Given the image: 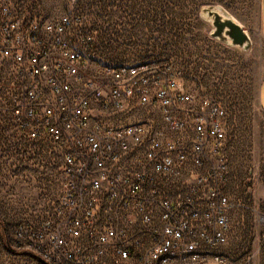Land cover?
Wrapping results in <instances>:
<instances>
[{
  "label": "built area",
  "instance_id": "1",
  "mask_svg": "<svg viewBox=\"0 0 264 264\" xmlns=\"http://www.w3.org/2000/svg\"><path fill=\"white\" fill-rule=\"evenodd\" d=\"M81 18L0 0V131L60 162L57 197L11 242L43 264H223L236 206L223 112L168 65L89 73Z\"/></svg>",
  "mask_w": 264,
  "mask_h": 264
},
{
  "label": "rangeland",
  "instance_id": "2",
  "mask_svg": "<svg viewBox=\"0 0 264 264\" xmlns=\"http://www.w3.org/2000/svg\"><path fill=\"white\" fill-rule=\"evenodd\" d=\"M43 3L50 17L70 11L82 15L89 32L86 36L95 39L89 73L112 63H145L149 68L168 65L192 91L202 88L206 99L219 106L228 129L225 162L229 194L236 204L230 213L229 240L222 249L223 264H264V223L259 220L264 209L258 198L264 189V114L257 103L264 66V46L257 31L259 0ZM204 6L216 7L249 32V48L228 46L213 38L210 22L200 17ZM101 31L110 32V39L116 42L107 45L108 38ZM59 165L57 154L39 156L15 129L0 131V219L13 249L10 234L15 222L34 219L57 197ZM244 183L250 186L249 192L241 188ZM234 185L237 189L232 188ZM0 264L41 263L27 255L7 252L0 242Z\"/></svg>",
  "mask_w": 264,
  "mask_h": 264
},
{
  "label": "water",
  "instance_id": "3",
  "mask_svg": "<svg viewBox=\"0 0 264 264\" xmlns=\"http://www.w3.org/2000/svg\"><path fill=\"white\" fill-rule=\"evenodd\" d=\"M199 13L202 19L210 22V35L213 38L228 46L244 50L249 48V36L235 20L222 15L214 6H204Z\"/></svg>",
  "mask_w": 264,
  "mask_h": 264
},
{
  "label": "crops",
  "instance_id": "4",
  "mask_svg": "<svg viewBox=\"0 0 264 264\" xmlns=\"http://www.w3.org/2000/svg\"><path fill=\"white\" fill-rule=\"evenodd\" d=\"M262 5V9H260V6ZM261 10V12H260ZM257 31H258V37L260 41L262 42L264 46V0H259V10H258V26H257ZM248 36H250L249 32H247ZM257 103L259 106V109L261 112L264 114V66H263V74L260 79L258 89H257ZM255 177V176H254ZM230 185L228 187V191H230ZM232 188L237 189V187L234 185ZM261 196H258V198L261 199V207L264 209V189L261 192Z\"/></svg>",
  "mask_w": 264,
  "mask_h": 264
},
{
  "label": "trees",
  "instance_id": "5",
  "mask_svg": "<svg viewBox=\"0 0 264 264\" xmlns=\"http://www.w3.org/2000/svg\"><path fill=\"white\" fill-rule=\"evenodd\" d=\"M99 21V20H98ZM107 23V22H106ZM101 35H104L105 37L108 38V44H111V43H114L116 41H112L110 39V32H106V31H101L100 33ZM114 36V35H113ZM120 37V36H119ZM119 39V38H118ZM0 242L2 244V247L9 253H12V254H19V255H27V256H30L29 253L25 252V251H19V250H16V249H13L7 239V233H6V228H5V224L4 222L0 219ZM34 260H36L35 258H33ZM37 261V260H36ZM39 263H41L40 261H38ZM43 264V263H41Z\"/></svg>",
  "mask_w": 264,
  "mask_h": 264
}]
</instances>
